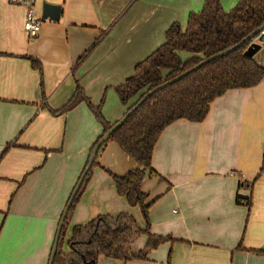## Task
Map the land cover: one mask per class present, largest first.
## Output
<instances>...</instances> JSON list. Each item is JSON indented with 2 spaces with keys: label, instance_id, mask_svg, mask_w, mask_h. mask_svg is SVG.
Returning a JSON list of instances; mask_svg holds the SVG:
<instances>
[{
  "label": "crops",
  "instance_id": "crops-1",
  "mask_svg": "<svg viewBox=\"0 0 264 264\" xmlns=\"http://www.w3.org/2000/svg\"><path fill=\"white\" fill-rule=\"evenodd\" d=\"M238 1L222 6L227 11ZM204 2L38 0L41 18L44 3L60 6V18L43 20L39 35L30 38L25 7L0 0V264H11L3 253L15 230L26 240L13 264H48L62 213L103 131L85 102L62 115L50 110L63 107L79 82L94 106L104 101L109 122L119 121L127 106L115 88L165 43L173 24L185 29ZM261 44L255 56L264 65ZM25 56L42 64L45 99L40 73ZM137 167L115 142L98 153L69 214L64 252L73 228L99 216L127 213L145 228L140 209L118 195L107 172L123 176ZM152 168L158 175L147 173L141 184L153 201L149 232L174 242L145 259L101 256L97 264H264V79L216 99L201 123L178 120L167 127ZM147 240L143 236L139 251Z\"/></svg>",
  "mask_w": 264,
  "mask_h": 264
},
{
  "label": "trees",
  "instance_id": "trees-1",
  "mask_svg": "<svg viewBox=\"0 0 264 264\" xmlns=\"http://www.w3.org/2000/svg\"><path fill=\"white\" fill-rule=\"evenodd\" d=\"M223 1L205 0L200 12L189 15L185 29L179 23L173 24L166 33L165 43L150 57L136 65L132 77L115 88L120 102L128 106L126 113L148 92L192 69L203 60L233 48L264 27V0H241L230 12L224 10ZM252 40L153 94L101 147L100 151L108 142H115L138 165L123 176L107 172L118 195L125 198L131 208L140 209L145 228L140 229L134 217L127 213L115 218L109 215L99 216L87 225L75 226L68 243L70 254L63 252L62 245L69 214L80 199L96 165V158L65 221L54 264H97L101 256L124 261L145 259L149 252L165 242H174L172 237L153 236L149 232V210L153 201L148 202V195L143 193L141 184L147 173L150 176L158 175L152 168L155 146L164 130L176 121L201 123L208 116L210 105L216 99L230 90L251 88L261 83L264 79V65L256 56L250 57L246 54ZM24 58L40 73L45 99L41 62L30 56ZM80 102L87 103L103 127L102 133L91 147L89 161L95 145L114 125L102 112L104 101L99 106H94L77 82L73 97L60 109L50 111L54 115H62ZM240 201L241 198L238 197L237 202L241 203ZM246 201L250 208L251 199ZM139 236H146L148 240L144 249L136 253L131 246Z\"/></svg>",
  "mask_w": 264,
  "mask_h": 264
},
{
  "label": "water",
  "instance_id": "water-1",
  "mask_svg": "<svg viewBox=\"0 0 264 264\" xmlns=\"http://www.w3.org/2000/svg\"><path fill=\"white\" fill-rule=\"evenodd\" d=\"M60 13H61V7L60 6H56V5H51V4H47L44 3L43 4V13H42V20H59L60 18ZM264 29V27H262L261 29L257 30L255 33H253L252 35H250L249 37H247L246 39H244L241 43L237 44L236 46H234L233 48L224 51L222 53H219L217 55H213L205 60H203L200 64H198L197 66L193 67L192 69L186 71L185 73L175 77L174 79L164 83L163 85L159 86L158 88L148 92L143 99H141L137 105L135 107H133L128 113H126L119 121H117L110 130H108L105 135L100 139V141L95 145L94 149L92 150V153L90 155L88 164L86 166V168L84 169L81 177L79 178L68 202L67 205L62 213V216L60 218L59 224H58V228L56 231V235H55V239H54V243L52 246V250H51V254H50V259L48 264H54L55 262V258L56 255L58 253V249H59V243H60V239H61V234H62V230L63 227L65 225V221L67 219V216L69 214V211L74 203V200L76 198V196L78 195L87 175L89 174V172L91 171L93 164L97 158V155L101 149V147L110 139V137L112 136V134L119 129L124 122L128 119V117L135 112L146 100H148L153 94H155L156 92L167 88L173 84H175L176 82H179L181 79H183L184 77L190 75L193 72H196L197 70L201 69L203 66L207 65L208 63L223 57L225 55H228L229 53H231L232 51L240 48L242 46L243 43L247 42L250 39H253L256 36H259L260 33L262 32V30ZM264 35V34H263ZM261 39V43H264V36L260 38ZM262 48V44H252L248 49L246 54L250 57H254Z\"/></svg>",
  "mask_w": 264,
  "mask_h": 264
},
{
  "label": "rangeland",
  "instance_id": "rangeland-1",
  "mask_svg": "<svg viewBox=\"0 0 264 264\" xmlns=\"http://www.w3.org/2000/svg\"><path fill=\"white\" fill-rule=\"evenodd\" d=\"M229 1H233V0H229ZM239 1H241V0H239ZM238 1V2H239ZM238 2L235 4V5H231V7H228V6H230V5H227L226 6V9H227V11L226 12H230L237 4H238ZM43 21V20H42ZM43 23V22H42ZM264 35H262L261 33H260V35L259 36H256V37H254L253 38V40H252V43H251V45L252 44H261L260 43V41H261V37H263ZM250 45V46H251ZM261 64H262V62H261ZM135 101V100H134ZM127 108H128V106H127ZM127 108H126V110H127ZM115 124V123H114ZM68 227H69V223H68V225L66 226V231H65V236H64V240H63V245H62V249H64V244L66 243L65 242V237H66V232L68 231ZM8 231V230H7ZM73 232V231H72ZM7 233V232H6ZM37 239H38V236L36 235L35 237H34V240H33V247H34V244L36 243V241H37ZM141 239V240H140ZM142 239H143V236H139L137 239H136V241H138L139 240V242L135 245V247H133V248H135V250L137 249V251H135L136 253L137 252H139V248H141V247H143V241H142ZM25 240H26V236L25 235H22V233L21 232H19V230H15V234H12V235H10L9 237H8V243L6 244V251L3 253V256H7L8 257V260L10 261V263L11 264H13V262H14V255H13V253L14 254H17V255H15V256H18V257H21L22 256V254H23V245H24V243H25ZM4 241H6V240H4ZM70 241V240H69ZM135 241V242H136ZM134 242V243H135ZM69 243V242H68ZM3 244H4V242H3ZM7 245H8V247H7ZM14 245V246H13ZM132 248V246H131V249H133ZM68 249H69V251L66 253V252H64L65 254H70V248H69V246H68ZM141 251L143 250V249H140ZM27 252V249H25V253ZM24 253V254H25ZM17 263L18 264H20V262L19 261H17Z\"/></svg>",
  "mask_w": 264,
  "mask_h": 264
},
{
  "label": "built area",
  "instance_id": "built-area-1",
  "mask_svg": "<svg viewBox=\"0 0 264 264\" xmlns=\"http://www.w3.org/2000/svg\"><path fill=\"white\" fill-rule=\"evenodd\" d=\"M10 4L22 6L26 9L24 31L30 38L39 35L42 27V18L38 14V0H9ZM261 34H264V29Z\"/></svg>",
  "mask_w": 264,
  "mask_h": 264
}]
</instances>
